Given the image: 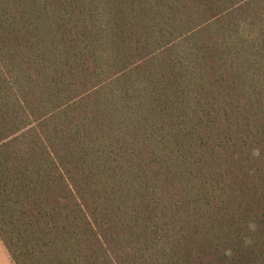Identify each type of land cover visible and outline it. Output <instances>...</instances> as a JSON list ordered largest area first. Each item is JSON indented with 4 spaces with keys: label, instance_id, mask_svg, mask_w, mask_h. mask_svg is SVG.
<instances>
[{
    "label": "trees",
    "instance_id": "trees-1",
    "mask_svg": "<svg viewBox=\"0 0 264 264\" xmlns=\"http://www.w3.org/2000/svg\"><path fill=\"white\" fill-rule=\"evenodd\" d=\"M0 238L264 264V0H0Z\"/></svg>",
    "mask_w": 264,
    "mask_h": 264
},
{
    "label": "rangeland",
    "instance_id": "rangeland-1",
    "mask_svg": "<svg viewBox=\"0 0 264 264\" xmlns=\"http://www.w3.org/2000/svg\"><path fill=\"white\" fill-rule=\"evenodd\" d=\"M0 264H15L11 255L0 238Z\"/></svg>",
    "mask_w": 264,
    "mask_h": 264
}]
</instances>
